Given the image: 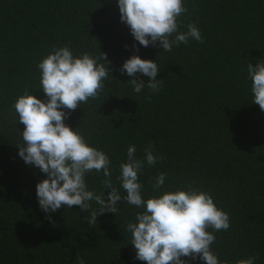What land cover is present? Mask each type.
Masks as SVG:
<instances>
[{
  "label": "trees",
  "instance_id": "obj_1",
  "mask_svg": "<svg viewBox=\"0 0 264 264\" xmlns=\"http://www.w3.org/2000/svg\"><path fill=\"white\" fill-rule=\"evenodd\" d=\"M182 2L188 11L179 17L180 31L195 22L204 43L190 38L164 51L134 40L117 0H0V264H78V257L84 264H146L135 259L126 230L142 209L121 200L119 210L99 215L96 225L84 219L91 211L76 205L46 214L36 196L46 174L18 155L25 126L12 105L26 87L46 99L37 65L54 46L65 45L74 56L100 51L110 61L103 90L64 122L108 154L121 195L126 193L117 178L127 148L135 145L143 160L152 144L163 159L144 164L142 197L189 186L209 192L230 217L227 231L208 229L218 259L234 264L251 255L254 264H264V111L252 102L247 73L248 62L264 60V0ZM133 54L156 60L157 79H163L158 92L145 87L136 93L126 82L130 77L120 73ZM160 173H166L165 184L154 191L149 181ZM85 179L97 194L110 191L103 188L102 170Z\"/></svg>",
  "mask_w": 264,
  "mask_h": 264
},
{
  "label": "clouds",
  "instance_id": "obj_2",
  "mask_svg": "<svg viewBox=\"0 0 264 264\" xmlns=\"http://www.w3.org/2000/svg\"><path fill=\"white\" fill-rule=\"evenodd\" d=\"M117 3L120 20L129 26L134 40L143 47L152 45L171 51L173 45L187 44L190 38L204 43L195 22L183 25L187 30L180 31L183 22L179 17L188 11L182 0H117ZM99 53V56L88 52L74 56L67 45L54 46L37 65L40 89L46 99L42 101L33 95L35 89L29 92L26 87L12 105L19 122L25 126L20 131L23 142L16 146L18 155L25 164L46 174V178L36 184L39 207L47 214L61 206L76 205L82 212L91 211L90 217L84 219L96 225L99 215L104 212L114 215L119 210L118 202L123 200L142 209L135 213L134 222L126 226L131 233L130 243L136 249L135 259L146 264H189V260L181 259L189 257L192 261L198 258L204 264H228L227 260H219L212 250L216 237L208 229L227 231L230 217L216 206L209 192L189 186L187 190L177 188L143 198L139 174L144 164L152 166L163 159L153 153L154 145L149 144L143 150V160L136 158L135 145L127 148V158L121 162L117 178L126 193L122 196L113 186L108 154L90 146L79 127L73 130L65 124L70 111L81 103L87 104L89 98L95 99L103 90V81L111 69L107 66L110 63L107 55ZM119 71L130 77L126 82L136 93L145 87L158 92L162 85L163 79H157L160 68L156 60L133 54ZM247 73L252 102L264 111V60H257L255 65L248 62ZM141 76L148 77L147 84ZM92 170L103 171V188L110 189L107 195L105 191L97 194L88 189L85 178ZM165 178L166 173H160L154 182L150 179L154 191L164 187ZM92 201L97 208H92ZM46 218L51 220L50 216ZM256 259L250 255L234 264H254ZM77 260L78 264H84L82 257Z\"/></svg>",
  "mask_w": 264,
  "mask_h": 264
}]
</instances>
